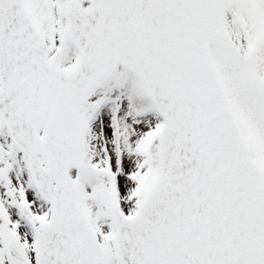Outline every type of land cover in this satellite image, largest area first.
<instances>
[{"label":"snow or ice","instance_id":"6c2138e0","mask_svg":"<svg viewBox=\"0 0 264 264\" xmlns=\"http://www.w3.org/2000/svg\"><path fill=\"white\" fill-rule=\"evenodd\" d=\"M0 264H264V0H0Z\"/></svg>","mask_w":264,"mask_h":264}]
</instances>
